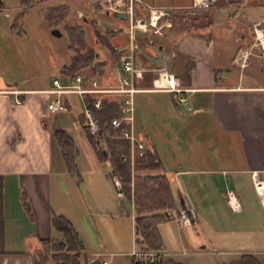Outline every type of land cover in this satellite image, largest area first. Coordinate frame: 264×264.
I'll return each instance as SVG.
<instances>
[{
  "label": "crops",
  "instance_id": "crops-1",
  "mask_svg": "<svg viewBox=\"0 0 264 264\" xmlns=\"http://www.w3.org/2000/svg\"><path fill=\"white\" fill-rule=\"evenodd\" d=\"M60 3L69 5L66 1ZM195 3L196 0L136 2V14L141 17L149 14L151 8L166 11L157 20L166 21L161 33L149 29L136 31L138 54L147 70L138 83L145 90L134 94L137 137L145 146L157 149L165 172L174 176L173 213L178 211V217L172 220L181 251L170 252L165 234L158 226L164 242L163 254L188 264L189 257L212 247L231 251L234 257L253 253L261 260L264 255V81H256L254 72L244 75L238 69L246 68L249 57L254 55L247 45L251 41V28L264 19V0H214L198 13L195 11L200 8ZM20 6L26 5L20 3ZM103 12L117 13L112 10L105 13V9ZM186 12H195L192 20L175 25L177 14L185 18ZM5 14L8 16V12ZM4 26L6 23L0 20V27ZM107 26L114 31L121 28L115 21ZM13 28L11 23L12 31ZM121 32L115 35L118 37L115 47L128 40V26L125 36L120 37ZM150 39L152 46L148 45ZM6 52L0 49V264L30 261L11 253L32 251L40 238L60 237L51 223L53 214L66 216L80 238L84 229L82 216L94 218L107 212L118 218L127 214L134 222V212L122 208L117 197L110 165L98 160L89 136L79 123L77 114L82 109L77 114L73 111L76 102L82 106L80 96L65 93V109H62L72 110L73 127L79 137L64 128L74 138L78 150L77 178L67 168L54 135L55 129L62 125L54 124L52 129L47 122V118L53 122L65 119L52 114L54 111L47 105L51 94L45 90L53 86V78L42 84L39 79L21 82L10 77ZM242 56H245L244 65ZM159 65L166 66L171 74L168 85L182 87V92L154 87ZM57 77L61 83L71 78L63 74ZM180 95L186 100L181 101ZM188 101L192 102L191 106ZM180 103L185 106L183 109ZM175 119H179L180 130L176 122L172 131L166 129ZM188 130L194 138L207 137L200 141H209L210 148L218 146V136L224 137L221 141L227 154L217 161L208 158L201 144L188 139L193 148V155L188 157L189 145L185 140ZM166 142L173 143V157L168 159L169 155L162 153ZM228 190L238 197L239 211L231 209ZM23 196L29 210L24 208ZM181 196L193 212L194 223L181 214ZM133 237L135 242V228ZM200 237H206L209 244H201ZM134 249L141 251L136 243ZM97 257L98 252L93 254V258ZM131 258L132 254L130 261Z\"/></svg>",
  "mask_w": 264,
  "mask_h": 264
},
{
  "label": "rangeland",
  "instance_id": "rangeland-1",
  "mask_svg": "<svg viewBox=\"0 0 264 264\" xmlns=\"http://www.w3.org/2000/svg\"><path fill=\"white\" fill-rule=\"evenodd\" d=\"M62 1L69 3L64 21L49 24L46 19L48 9L50 6ZM1 5L0 20L6 23L7 26L0 27V49L7 51L9 61L7 72L10 77L21 82L22 80L26 82L31 79H39V81H42V84L52 79L53 76L60 77L62 74L60 73V67L63 64H69L73 54L72 49L69 48L67 25L80 24L84 28V36L88 45L98 52L101 60L105 61L103 70L96 75V78L98 81L104 83H117V79L112 70V65L115 60L112 58L109 48L117 42L118 37L115 35L120 30L122 31L120 37L125 36V29L128 23L123 18V14H119L118 12L112 15H105L103 11H99L97 0H31L26 6H20V0H2ZM202 9L205 8L202 7L195 12L198 13ZM6 12H8V16H6ZM194 13H184L185 18L177 14L174 18L175 25L181 26V24L192 20L190 18H192L191 16ZM16 17L21 19L20 25L23 29L21 35L15 31L18 30L17 27H14L13 31L10 29V25ZM92 21H95L93 25ZM112 21H115L122 29L116 31L109 29L110 27L107 25ZM261 24L263 23L261 22ZM257 29L259 28L254 26L251 28V41L247 45L254 55L249 57L248 66L246 68L242 67L238 71L240 70V73L244 75L254 72L256 74V81L262 82L264 81V46L261 39L257 37ZM55 31H58V33H55ZM110 32L114 33L111 35ZM250 45L252 46L250 47ZM244 57H240V60H244ZM188 103L190 106L192 105L191 101H188ZM179 107L183 109L185 106L180 103ZM81 109H83L81 104L76 102L75 107H73L74 113L77 114ZM54 113L58 116L65 117V119L63 118L62 121L53 122L52 118H47L48 125L53 129L54 124H60L62 125L61 128H66L74 137L79 138L73 127L72 119L74 116L72 110H58L52 114ZM174 122L178 124V129L180 130L179 119L171 121L166 129L172 131L176 124ZM206 128H209L208 125ZM187 134H189V130ZM203 138L205 140L207 139V137L201 136L194 138L192 132L185 138L186 144L189 145L188 157L193 155V148L188 139H191L193 143L195 141L201 144L208 158H214L217 161L220 159V156L223 157L227 154V150L223 149V141H221L224 140V137L218 136L216 138V144L218 146L213 148L209 147V141L201 143ZM77 141L80 142V139ZM171 149H173L172 142L170 144L166 142L162 146L163 155L164 153L169 155L166 157L167 159L173 157ZM219 149H222L220 153H218ZM119 199L121 200L120 204L122 208L130 212L133 211L132 206L124 197ZM99 212L104 214L106 211ZM81 218L84 229H81L80 239L82 240L85 253L88 256V262H91L93 254L98 252L99 257L94 259L99 261L103 259L108 260L106 264H131L130 257L135 252V242L133 239L134 222L130 215L122 214L118 218H113L106 212L103 216L98 215L94 218L82 216ZM159 228L165 234L164 237L169 244L170 252H180L181 245L178 242L175 220L169 219L161 223ZM59 235L61 234L58 231L56 236ZM205 243L209 244L206 241V237H202L201 244ZM169 250L165 249V251ZM172 256L177 257L175 254ZM234 256L231 251H220V249L210 247V249L201 254L198 253L195 256L189 257L191 260H186H189L188 264H222L223 262H228ZM261 260L264 262V255L261 257Z\"/></svg>",
  "mask_w": 264,
  "mask_h": 264
},
{
  "label": "trees",
  "instance_id": "trees-1",
  "mask_svg": "<svg viewBox=\"0 0 264 264\" xmlns=\"http://www.w3.org/2000/svg\"><path fill=\"white\" fill-rule=\"evenodd\" d=\"M31 0H20L22 5H28ZM2 5L0 4V7ZM68 5L60 3L50 6L46 14L49 24L64 21ZM20 18L16 17L12 27L22 33ZM95 21H92V25ZM19 24V25H18ZM122 29V28H120ZM69 32V48L72 49V59L69 64L60 67V73L70 77L75 74L97 75L103 70L105 61L88 45L84 36V28L80 24L67 25ZM114 32H110L112 35ZM112 58L116 61L119 52L115 46L109 48ZM88 103L92 113L102 127L101 141L94 140L85 124L83 112L77 114L83 131L89 136L93 150L102 163L110 162L111 172L117 176L122 185L124 199L132 206L134 212L135 243L141 251L160 252V258L155 262L146 259H135L137 264H184L172 257L165 256L164 242L158 226L174 217H178L175 208L172 172H165L162 160L154 146L143 149L131 148L129 139L120 136L122 129L128 127L125 120L115 128L111 125L114 117H121L122 96L115 93H87ZM100 97V106L94 107L93 102ZM54 135L59 143L67 168L79 178L76 165L78 150L74 138L62 128H57ZM23 198L24 208L29 210L28 201ZM52 225L61 233L60 237L40 238L30 252L11 253L21 260H30L33 264H102L94 259L88 262V256L83 251L84 246L72 222L63 214H53ZM9 254V253H8ZM12 260H15L12 259ZM222 264H264L255 254L244 252Z\"/></svg>",
  "mask_w": 264,
  "mask_h": 264
},
{
  "label": "built area",
  "instance_id": "built-area-1",
  "mask_svg": "<svg viewBox=\"0 0 264 264\" xmlns=\"http://www.w3.org/2000/svg\"><path fill=\"white\" fill-rule=\"evenodd\" d=\"M141 0H97L100 4V10L110 9L117 13L123 14V18L128 23V40L124 45H117L116 51L119 52L117 62L112 65V70L117 83L109 86L101 85L94 75L75 74L70 78L69 82L61 83L58 77H53V86L45 91L51 94V98L48 102V108L51 111H58L65 109L63 97L65 93H76L80 96L82 102V112L84 115L85 124L87 125L90 136L97 141L102 139V127L99 121L94 118L92 113V106L88 103L87 93H115L122 96L121 103V117H114L111 120L112 127H117L121 120H125L128 123V127L122 129L120 136L129 139L131 148L143 149L144 142L137 137V132L134 128V94L138 91L145 90L138 83L143 78L147 68L142 63L141 57L138 54L140 50L139 42L137 41L136 31L138 29L151 30L152 33H161L162 26L166 25V21L163 23L157 22V20L166 14L163 8H151L149 14L145 17L138 16L136 14V2ZM214 0H196L195 5L199 8L209 7ZM262 27H264V19L262 21ZM258 38L261 39L264 46V32L257 29ZM152 39L148 41V45L152 46ZM245 61L242 60V65ZM158 77L156 79L157 88L170 87L178 92H182L184 88L173 87L168 85V79L171 74L168 72L167 67L159 65L157 68ZM181 101H185L183 95L179 96ZM100 97L96 98L93 102L94 107L100 106ZM109 165L110 162L106 161ZM112 182L116 188V194L118 198L124 197L121 190V181L111 171ZM227 199L229 205L233 211H239L241 209L240 201L234 191H227ZM162 254V253H161ZM160 252L157 251H135L133 255L135 259H146L150 262L157 261L160 256ZM92 261L94 258L91 259ZM104 264L105 261H102ZM2 264H33L31 261H15L12 263L3 262ZM133 264L137 262L133 261Z\"/></svg>",
  "mask_w": 264,
  "mask_h": 264
},
{
  "label": "water",
  "instance_id": "water-1",
  "mask_svg": "<svg viewBox=\"0 0 264 264\" xmlns=\"http://www.w3.org/2000/svg\"><path fill=\"white\" fill-rule=\"evenodd\" d=\"M2 3V0H0V4ZM111 10L110 9H105V13H110ZM257 28H259L262 32H264V27H262L261 23H258ZM55 33H58V31H55ZM159 47H157L156 49H158ZM180 203H181V214L183 215V217L189 222V223H194L195 218L193 215V212L191 210V208L186 207V203L185 200L183 198V196H181L180 199Z\"/></svg>",
  "mask_w": 264,
  "mask_h": 264
}]
</instances>
